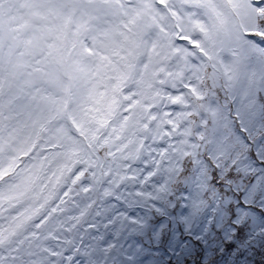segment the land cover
Returning <instances> with one entry per match:
<instances>
[{
    "label": "snow or ice",
    "instance_id": "1",
    "mask_svg": "<svg viewBox=\"0 0 264 264\" xmlns=\"http://www.w3.org/2000/svg\"><path fill=\"white\" fill-rule=\"evenodd\" d=\"M0 264H264V0H0Z\"/></svg>",
    "mask_w": 264,
    "mask_h": 264
}]
</instances>
